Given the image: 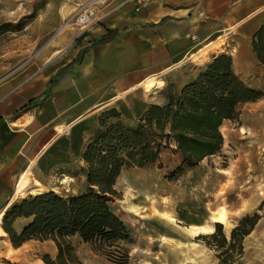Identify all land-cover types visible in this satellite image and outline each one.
<instances>
[{
	"label": "crops",
	"instance_id": "obj_1",
	"mask_svg": "<svg viewBox=\"0 0 264 264\" xmlns=\"http://www.w3.org/2000/svg\"><path fill=\"white\" fill-rule=\"evenodd\" d=\"M92 9L95 23L83 33L61 32L57 54L0 80V214L26 198L15 195L26 171L47 190L52 179L62 184L83 166L103 112L114 110L133 127L151 105L165 103L169 81L194 78L221 54L231 57L234 74L248 87L250 77L264 74L251 47L264 22V0H151L144 9L107 0ZM109 31L116 34L101 42ZM221 38L222 49L210 50L202 63L191 58ZM151 79L162 83L153 93L145 90ZM28 223L17 219L13 228L19 233ZM3 233L4 254L28 243L13 248Z\"/></svg>",
	"mask_w": 264,
	"mask_h": 264
},
{
	"label": "rangeland",
	"instance_id": "obj_2",
	"mask_svg": "<svg viewBox=\"0 0 264 264\" xmlns=\"http://www.w3.org/2000/svg\"><path fill=\"white\" fill-rule=\"evenodd\" d=\"M75 8V0H0V80L43 55L48 58L57 54L61 32H81L71 24ZM63 25L66 28L61 29ZM220 40L222 49L225 40ZM192 73L190 70L189 75ZM188 79L193 77L185 76L178 82L173 79L165 89L178 92L187 83L181 81ZM248 83L262 97L241 105L236 121L222 123L223 145L218 153L172 177L182 160L171 146L161 151L156 164L121 172L114 186L118 197L110 208L132 232L131 243L117 244L128 252L127 264H220V252L203 237L220 224L216 218L222 208L226 224L220 225L227 241L243 217L254 213L261 216L244 238L242 254L226 264H264V206L260 210L264 202V74L255 73ZM112 122L99 123L93 137L106 131ZM84 167L83 163L67 174L71 179L62 177V184L55 177L49 182L52 188H42V192L64 197L82 192ZM169 218L175 222H168ZM71 242L83 264H116L78 238ZM4 246L0 237V264H43L45 254L54 258L56 252L50 242H28L19 251L7 254Z\"/></svg>",
	"mask_w": 264,
	"mask_h": 264
},
{
	"label": "trees",
	"instance_id": "obj_3",
	"mask_svg": "<svg viewBox=\"0 0 264 264\" xmlns=\"http://www.w3.org/2000/svg\"><path fill=\"white\" fill-rule=\"evenodd\" d=\"M115 34L109 31L101 42ZM251 47L264 69V22L254 34ZM162 97L165 103L151 105L133 127L121 123L114 110L101 114L100 124L105 125L107 120L114 122L84 149L81 157L85 165L81 170L84 190L68 197L42 192L14 203L2 222L13 248L29 241L52 242L57 253L54 258L45 254L43 264H83L71 242L78 238L114 263L127 264L128 252L117 244L131 243L132 232L110 208L118 197L114 186L121 172L156 164L161 151L171 146L182 160L172 177L195 168L222 147V123L236 121L239 107L260 99L262 93L241 81L232 70L231 57L221 54L203 66L178 92L164 89ZM263 206L264 202L260 210ZM260 217L257 213L243 217L231 231L229 241L220 224L212 234L203 237L220 252V264L242 254L243 240ZM22 218L29 223L17 233L13 224Z\"/></svg>",
	"mask_w": 264,
	"mask_h": 264
},
{
	"label": "bare ground",
	"instance_id": "obj_4",
	"mask_svg": "<svg viewBox=\"0 0 264 264\" xmlns=\"http://www.w3.org/2000/svg\"><path fill=\"white\" fill-rule=\"evenodd\" d=\"M66 25H63L61 29L66 28ZM223 45V41L219 40L217 43L212 45L211 47L199 52L197 55L192 56L191 58L194 59L195 61L198 60L199 63L203 62V58H205L210 50H219L221 49V46ZM162 86V83L158 80L151 79L145 83V90L147 92H152L154 88H160ZM156 90V89H155ZM33 182L31 180V173L29 171H26L24 174H22L19 178L18 184L15 189V195L18 197H25L29 194L32 193H38L40 194L42 191L41 187H38L37 185L33 186ZM37 184V183H36ZM5 217V213L0 214V236L4 235L1 225L3 222V219ZM226 215L225 211L222 208L218 213H217V218L216 222H219L220 224L225 225L226 224ZM168 222L174 223L175 220L173 218H169ZM203 231H205V228H202ZM207 230V229H206Z\"/></svg>",
	"mask_w": 264,
	"mask_h": 264
},
{
	"label": "built area",
	"instance_id": "obj_5",
	"mask_svg": "<svg viewBox=\"0 0 264 264\" xmlns=\"http://www.w3.org/2000/svg\"><path fill=\"white\" fill-rule=\"evenodd\" d=\"M107 0H75L76 8L71 16V24L82 33L90 28L94 23L93 7L96 4H105ZM133 2L138 9H144L151 0H126Z\"/></svg>",
	"mask_w": 264,
	"mask_h": 264
}]
</instances>
